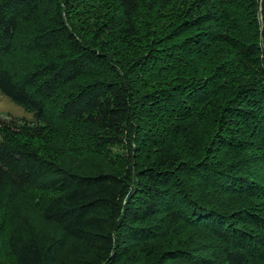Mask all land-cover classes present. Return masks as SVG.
<instances>
[{"label":"trees","instance_id":"obj_1","mask_svg":"<svg viewBox=\"0 0 264 264\" xmlns=\"http://www.w3.org/2000/svg\"><path fill=\"white\" fill-rule=\"evenodd\" d=\"M96 1L0 0V264H264V0Z\"/></svg>","mask_w":264,"mask_h":264},{"label":"rangeland","instance_id":"obj_2","mask_svg":"<svg viewBox=\"0 0 264 264\" xmlns=\"http://www.w3.org/2000/svg\"><path fill=\"white\" fill-rule=\"evenodd\" d=\"M79 3L82 10L89 13L88 10H95L94 6H96L98 2L96 0H79ZM167 16H169V13L166 14V17ZM9 116L29 118V114L26 113L20 106L14 104L8 97L0 93V117L7 118ZM28 195L30 196V199H32L31 204L33 208L36 209V207L40 204L42 196L36 190L31 191ZM42 226L47 228L48 224L45 223L42 224Z\"/></svg>","mask_w":264,"mask_h":264}]
</instances>
